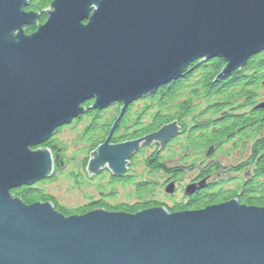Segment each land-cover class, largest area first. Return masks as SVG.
<instances>
[{"label": "water", "instance_id": "1", "mask_svg": "<svg viewBox=\"0 0 264 264\" xmlns=\"http://www.w3.org/2000/svg\"><path fill=\"white\" fill-rule=\"evenodd\" d=\"M0 0V264H264V208L235 199L201 211L136 214L96 209L65 217L53 203L27 205L12 191L51 180L46 145L91 111L122 106L89 178L121 179L143 148L162 152L178 122L142 140L112 144L128 109L214 59L230 79L264 53V0ZM264 109V104L255 110ZM86 171V168H85ZM173 184L169 186L172 192ZM188 188V196L204 189Z\"/></svg>", "mask_w": 264, "mask_h": 264}, {"label": "trees", "instance_id": "2", "mask_svg": "<svg viewBox=\"0 0 264 264\" xmlns=\"http://www.w3.org/2000/svg\"><path fill=\"white\" fill-rule=\"evenodd\" d=\"M54 1L34 0L31 2L30 7L26 11H33L41 15L36 26L26 28L27 34L34 33L37 25L47 22V17L43 12ZM199 63L200 61L191 65L187 69L184 78L160 88L158 94L151 97L150 101L153 102V105L149 107L157 106L158 111L154 112V115H151V121L147 125L141 126V121H145L144 117L140 119V116L136 114L140 120L138 121L134 118L136 126L130 127L128 125L132 120V116L130 115L128 118L124 117L121 128L125 126V129L117 132L113 137L112 143L120 144L142 140L148 135L160 131L164 126L178 122L184 130L181 137H187L185 139L187 141L186 145L189 147L187 149L191 152L187 154V159L191 157L194 160V173L197 176L198 171L202 169L209 171L207 178L216 173L225 174L229 170L232 174L238 175L241 183L235 189H226L225 181L209 185V181L203 175L201 179L207 181L206 188L198 191L189 199H183L180 202L174 200L169 207L170 213L201 211L210 206L228 203L235 199L241 205L264 208V110H254L260 104L259 90L262 86L264 87V53L251 58L248 64L243 69L235 72L230 79L220 81L217 79L227 66L222 59L217 58L207 64H202L194 72L189 73ZM180 95L185 96V100L182 102L177 100ZM203 102H206L208 105L206 112L214 114L216 119L203 118L194 114L196 112L195 105H197L194 103L200 105ZM93 105H95L94 100L86 102L82 107L91 111ZM120 108L122 109V106ZM147 110L148 107L144 112L148 115ZM104 113L95 112L93 114L89 112L87 115L94 122L91 127L89 126L88 135L94 137L95 134L102 133L104 136L102 141H93L91 149H95L109 137L111 128L119 115L117 109L116 116L113 119L106 121L101 126L98 123L95 124L96 119L101 118ZM188 117L191 118L190 122L185 121ZM188 126L190 128L189 131L186 130ZM127 127L128 130H126ZM237 139H245L247 142H251L248 159L237 166L231 167H225L221 162H214L217 152L218 154L221 153L222 147L233 144V148H238ZM44 147L52 149L50 144H46ZM196 150L197 152L200 151V154L205 152L206 157L202 153L203 155L200 158H194V155H197ZM158 152V150L153 152L154 154L152 153L153 155L146 161V167L150 171V174L156 175L162 173L166 178L168 176L182 177L186 169H182L181 167L168 169L169 167H166V162L162 161L163 155H158ZM207 158L210 164H204L206 163L204 161L200 167L197 166L196 168L197 163ZM242 172L244 176L240 175ZM112 177L114 180L119 179L114 176ZM151 190L152 185L150 183L137 185L139 201L131 207L126 206L124 208L122 205L117 210L115 209L116 211L112 209L113 207H109L104 203H94L92 206H85L88 209H79L71 212L53 202L52 197L45 195L41 191H36L30 186L16 189L12 191V194L16 198L22 199L27 205L52 202L58 213L65 217H70L73 215H85L96 209H104L108 212L136 214L140 211L164 206V204L154 199H144L145 197L148 199L149 195L152 194Z\"/></svg>", "mask_w": 264, "mask_h": 264}, {"label": "rangeland", "instance_id": "3", "mask_svg": "<svg viewBox=\"0 0 264 264\" xmlns=\"http://www.w3.org/2000/svg\"><path fill=\"white\" fill-rule=\"evenodd\" d=\"M259 95V101H264L263 86L259 90ZM177 100H180L179 102L185 100L184 95H180ZM146 103H140L133 108L131 115L133 120H131L128 126L135 127V119L139 121L143 117L145 121H141V126H145L151 121V116L148 117V115H154L158 111V107L154 106L150 108L149 106L153 105V102L148 101ZM147 107L148 115L144 112ZM207 108L208 105L206 102L200 103V105H195L196 112L194 114L199 115V117L202 116L203 118L216 119L214 114L206 112ZM116 113L117 109L110 108L103 114V116H101V118L96 119L95 124L98 123L101 126L106 121L113 119L116 116ZM136 114L140 116V119L136 116ZM185 121L190 122L191 118L188 117ZM89 122H93L91 118L84 117L80 120V122L77 123L76 121L73 125L61 129L56 136L47 143H51L50 146H52L51 150L55 161V174L51 182H44L38 186V188L45 195L53 197L60 207H63L71 212L100 202L113 208H117L126 203L134 205L139 201V198L136 196V185L142 183L145 184L147 182L152 185V194L149 195L148 199L145 197L144 199L146 200L154 199L162 204H166L165 206L169 210V207L173 203L174 199L178 202L184 199L185 195L183 190L185 188L183 187L188 184L189 178H191L190 175H192L195 170L194 160L191 159V157L187 159V154L191 153L187 149L189 148L187 147V141L185 140L187 137L184 136L177 138V141L169 145L161 153V155H163L162 161L166 162L170 161V159H174L173 163L178 162V164L166 162V167L171 168L173 165L181 167L182 169H186L185 171L189 174L188 176L185 174L183 177L179 178L178 183L172 182L168 184L169 186L173 184L177 191L175 197L171 201L167 198L165 188L162 186V184L167 180L166 177H164L162 173L156 175L150 174V171L147 169L144 162L145 159L150 158L149 156L154 151L158 150V146H154L150 149L146 148L147 150L143 149L144 151L137 154L138 157L136 156V158L133 159L134 161L130 165L128 174L136 177V185L111 184L112 173L108 170L102 171L100 175L89 178L85 168L87 167L90 157L89 154L92 152L90 147L93 141H102L104 137L102 133L95 134L94 137H96V139H94V137H90L87 134V131H85ZM186 130H190L189 126ZM236 142L238 148H233V144L222 147L221 153L216 154L214 162H221L225 167H231L237 166L246 161L250 154L251 142H247L245 139H237ZM44 146H39L37 148H46ZM35 149L36 148L32 151H35ZM204 161L197 163L196 168L197 166L200 167ZM241 176H244V174ZM127 177L130 176L127 175ZM216 178H218L219 181H225L226 189H235L241 183L238 175L235 173L232 174L229 170H227L225 174H214V179Z\"/></svg>", "mask_w": 264, "mask_h": 264}, {"label": "bare ground", "instance_id": "4", "mask_svg": "<svg viewBox=\"0 0 264 264\" xmlns=\"http://www.w3.org/2000/svg\"><path fill=\"white\" fill-rule=\"evenodd\" d=\"M184 93V92H183ZM185 97V96H184ZM193 102V101H192ZM194 104H197L198 105V103H194ZM149 116H151L150 114L148 115V117ZM188 122V121H187ZM187 122H185L186 124H189V123H187ZM71 126V125H70ZM90 127L89 126H87L86 127V130L85 131H88V129H89ZM93 149V148H92ZM200 151H198L197 152V150H196V154L197 155H194V158H200L203 154L202 153H204L205 154V157H206V153L205 152H202L201 154L199 153ZM218 153V152H217ZM154 154V153H153ZM153 154H151L150 156H152ZM158 155H160V153H158ZM149 156V157H150ZM163 158V157H162ZM173 160L174 159H170V161H166V162H169V163H171L172 162V164H178V162H175V163H173ZM205 160V162L206 163H204V164H210L207 160H208V158L207 159H204ZM203 160V161H204ZM146 161V159L144 160V162ZM179 166H180V164H179ZM175 168H179V167H177V166H172L171 168H168V169H175ZM199 170V169H198ZM208 170L207 169H202V170H200V171H198V176L196 175V173H194L193 172V174L192 175H190L191 176V178H189V182H188V184H186L185 185V187H183V188H185L184 190H185V193L188 195V192L189 191H192V189L190 190L189 189V191H188V188L191 186H193V184H194V182L196 181V179H197V181H199V182H202V183H204L206 180L205 179H201V177L204 175V177L205 178H207V175H208ZM185 174H187V176L189 175L186 171L184 172V174H183V176L185 175ZM243 174V172L240 174V175H242ZM182 176V177H183ZM167 178H171V180L172 181H174V182H176V183H178V181H179V178H181V177H174V176H168ZM166 178V179H167ZM207 180L209 181L208 183H209V185L210 184H212V185H214V183H219L220 181H219V179L218 178H216V179H214V175H212V176H210V177H208L207 178ZM151 184V183H150ZM181 185V184H180ZM207 185V184H206ZM162 186L163 187H165V193H166V195H167V198L168 199H170L171 201H172V199L175 197V194L177 193V191H176V188H175V186H173V188H172V192H170V188H169V185H167V184H162ZM199 191H202V190H199ZM170 197V198H169ZM175 200V199H174ZM173 200V201H174ZM166 204H164V206H160V208H166V206H165ZM108 206V205H107ZM126 204L124 205L123 204V206L122 207H124V208H126ZM110 207V206H109ZM108 207V208H109ZM81 209H88V208H86V207H83V208H81ZM167 209V208H166ZM114 213H116V212H114ZM123 213H125V212H123ZM126 214V213H125Z\"/></svg>", "mask_w": 264, "mask_h": 264}, {"label": "flooded vegetation", "instance_id": "5", "mask_svg": "<svg viewBox=\"0 0 264 264\" xmlns=\"http://www.w3.org/2000/svg\"><path fill=\"white\" fill-rule=\"evenodd\" d=\"M145 102V101H144ZM136 106V104H134L131 108H130V110L128 111V113L126 114L127 116H125V118H128L130 115H132V110H133V108ZM117 107V109H118V111H119V113H120V105H118V106H116ZM93 114L95 113V112H92ZM98 113V112H97ZM104 113V112H103ZM92 119V118H91ZM132 120H133V118H132ZM92 121H93V119H92ZM94 123V122H93ZM122 123V122H121ZM181 126V125H180ZM182 127V126H181ZM123 129H125V126H122V128H121V125H120V127H119V129H118V131H123ZM126 130H128V127H127V129ZM125 130V131H126ZM182 130H183V127H182ZM184 131V130H183ZM124 140H127V139H124ZM130 141V140H129ZM51 144V143H50ZM112 144H115V143H112ZM172 144V143H171ZM170 144V145H171ZM102 145V143H100L95 149H93L92 150V152H94V151H96L97 149H98V147L99 146H101ZM91 152V153H92ZM142 152V151H141ZM139 154V153H138ZM137 157H138V155H136ZM136 156H134L133 157V159H135L136 158ZM131 160V164L133 163V161L134 160ZM146 161H147V159H146ZM146 161H145V164H147L146 163ZM148 169V168H147ZM127 175L128 176H130V177H127ZM127 175H125L124 176V178H121V179H118V180H114L113 179V177H111V184H113V185H136V177L135 176H133V175H129V174H127ZM132 179V180H131ZM175 183L174 181H172L171 180V178H167V180L165 181V183L164 184H170V183ZM199 181H197V179H196V181L194 182V184H197ZM143 184V183H142ZM145 184H149V182H147V183H145ZM137 185H140V184H137ZM137 185H136V190H137ZM34 189H39V188H37V187H34ZM136 192V191H135ZM136 196H137V198H138V195H137V192H136ZM189 199V198H188ZM52 200H53V202H55V203H57V201L52 197ZM100 203H102V202H100ZM58 204V203H57ZM106 205V204H105ZM125 205V204H124ZM126 205L127 206H132V205H129V204H127L126 203ZM106 207V206H105ZM121 206H119V207H117V208H112L114 211H116L118 208H120ZM108 208V207H107ZM116 209V210H115Z\"/></svg>", "mask_w": 264, "mask_h": 264}]
</instances>
